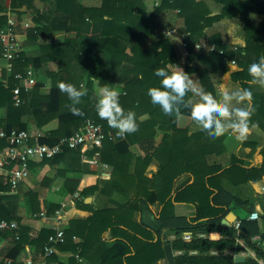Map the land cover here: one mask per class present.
<instances>
[{
	"label": "trees",
	"instance_id": "16d2710c",
	"mask_svg": "<svg viewBox=\"0 0 264 264\" xmlns=\"http://www.w3.org/2000/svg\"><path fill=\"white\" fill-rule=\"evenodd\" d=\"M33 1L12 0L10 6L19 8ZM44 1H49L51 8L33 17L29 38L37 40L40 35L52 32L57 15L62 13L66 14V32L69 35L62 42L52 38L50 42L41 43L34 57L28 58L20 51L17 60L23 59V65L31 63L34 68L56 62L57 71H47L40 77L35 68L37 83L30 91H22L23 102L19 106L14 105L15 97L11 89L0 84V112L6 109V117H0V128L8 132L14 128L27 129L28 125L22 121L27 116L39 129L58 120V128L44 132L45 136L40 140L53 145L82 130L91 120L103 127L106 139L101 148H91L89 153L98 150L100 162L113 168L105 187H100L98 181L82 187L81 199L76 201L75 209L67 212L69 223L65 230V242L58 245V250L72 255L62 258L54 254L45 258L46 262L158 264L163 260L167 264H259L258 260H263L264 263V193L253 190L255 184L264 181V147L260 150L261 160L256 165L247 166L237 156H232L226 164L210 163L212 151L223 146H217L216 140H207L199 129L192 132L189 128L178 127V116H190V108L181 103L178 106L179 115H167L159 105L150 103L146 94L148 87L159 85L160 78L154 75L155 68L169 65L171 71L182 66L181 49L173 37L165 33L174 28V22L164 25V16L178 10L176 17L183 20L178 34L189 52L184 71L196 76L200 90L219 99L217 82L223 80L229 71V61L234 60L239 70L230 72L227 82L234 88L251 90L255 109L251 119L264 134V86L247 82L251 79L248 65L264 55V0H216L222 7L220 13L214 16L196 0H159L156 7L152 0L150 12L146 0H102L99 7H85L77 4L76 0ZM7 9L6 0H0V13ZM226 18H235L241 24L239 37L243 40L242 46L230 47L225 42L223 29L214 27L215 22ZM5 24L6 17L0 15V27ZM202 38L214 46L213 51L198 53L194 50L195 44ZM60 81L76 86L83 83L87 89V94L76 105L80 109L79 114L69 110L71 102L57 87ZM96 81L101 85L107 83L120 92L121 106L136 113L138 126L135 132L118 135L116 129L96 114ZM10 83L11 88L18 81L12 77ZM46 86L50 92L42 94L41 89ZM185 100H190L193 106L199 103L190 91L186 93ZM222 140L223 137L217 138L219 144ZM134 145L139 146L143 156L131 151ZM6 147L7 142L0 139V150ZM81 156L80 148L65 147L53 158L32 159L29 168L64 163L69 172H80L82 176L92 174L88 166L81 162ZM152 162H156L157 170L147 176ZM184 174L189 175L188 180H181ZM202 176L206 180L202 200L209 204L207 215L175 216L174 204L185 202V195L192 191L190 180ZM52 181L53 177L48 174L41 185H49ZM79 182V179L67 182V190L75 192ZM112 191L118 192L120 199L115 200ZM21 192L15 193L0 175V220L14 219V204L21 196L25 199L28 215L42 212L37 190L24 188ZM129 193H132L130 197ZM92 194L109 198V203L101 202L96 209L92 203L85 202V198ZM256 202L263 212L258 220L240 219L239 231L234 226H221L231 206H243L250 214ZM154 206L158 210L153 213ZM60 207L59 204L49 203L43 212L52 216ZM82 210L87 212L84 219L71 216L75 215L73 211ZM145 210L157 216L156 227L134 218L133 215H140ZM163 230L175 233L177 240L163 244ZM187 230H202L208 234L215 230L220 231L222 237L186 243L181 235ZM108 232L111 237L106 239ZM51 233V229H42L32 236L29 228L20 225L18 240L14 239L12 232L4 234L9 245L2 254L13 258L10 264H23L18 255L30 247L35 249V261L38 263L43 260L40 256L48 245ZM237 233L255 252V258L236 263L231 255L173 256V251L178 249L200 252L230 249L240 253L243 249L236 246ZM74 237H81L83 241L77 243ZM255 237L260 238V246L252 243ZM0 264L6 263L0 261Z\"/></svg>",
	"mask_w": 264,
	"mask_h": 264
},
{
	"label": "crops",
	"instance_id": "0c3cea01",
	"mask_svg": "<svg viewBox=\"0 0 264 264\" xmlns=\"http://www.w3.org/2000/svg\"><path fill=\"white\" fill-rule=\"evenodd\" d=\"M197 2L203 3L206 8L211 12V16L217 15L220 13L221 5L218 4L216 0H196ZM77 4H80L85 7H99L102 3V0H76ZM146 5L149 10V12L152 10V0H146ZM12 0H6V5L8 9L4 12H1L0 15H4L6 17V23L9 19H13L16 22V33L18 36V42L19 46L22 50V53L30 58L34 57L36 55V52L38 51V47L41 43L50 42L53 38L57 42H62L66 36L69 35V33L66 32L67 22L66 20V14H59L57 15V20L55 22V27L53 28L52 32H46L45 35H40L37 40H33L29 38L28 31L31 27H33V17L37 16V13L48 11V9L51 8V4L49 1L44 0H34L32 4H24L23 6L17 8V7H11ZM10 6V7H9ZM178 10L170 11L168 12L165 17H168V22H174V28H179L182 26V19H179L176 17V13ZM171 18V19H170ZM231 22V23H230ZM230 23V25L238 26L239 22L236 21L235 18H226L222 19L218 22L214 23V27H221L223 29V32H225V27L222 26L223 24L226 26V24ZM221 24V25H218ZM236 24V25H235ZM6 25V24H5ZM49 26V25H48ZM50 27V26H49ZM177 28V29H178ZM238 34V33H237ZM74 35V34H73ZM181 37V36H180ZM225 38V37H224ZM175 44L178 48H180V42L173 39ZM236 40V39H235ZM240 40H242L240 38ZM225 42L233 48V46L230 45L225 39ZM243 42V40L241 41ZM241 45V44H240ZM236 46H239V43L236 44ZM234 46V47H236ZM181 49V48H180ZM179 49V50H180ZM24 61L23 59H19L10 63H7L4 60H0V70L2 72V76L5 78L10 77L12 78L13 74L16 73H22L24 69L28 66L32 67L34 66L30 63L28 65H23ZM10 66L11 71H8V67ZM37 73L39 76L45 75L47 71H57V63L56 62H48V64L43 65L41 68H36ZM4 79V78H3ZM99 84V85H98ZM97 85L100 86L101 84L96 81L95 82V90L97 89ZM50 92V88L48 86L43 87L41 89L42 94H48ZM0 117L5 118L6 117V109H1ZM23 122H25L28 127L27 129H19V130H29V131H42V132H49L56 130L59 126L58 120H53L47 125H45L43 128L39 129L36 127L34 122L30 117H25L22 119ZM177 125L180 128H189L190 131H195L197 128L193 125V123L190 120V116L185 115H179L177 119ZM18 129V128H14ZM222 144H219L216 140L217 146H223L221 149L217 148L212 151L213 155L210 158V163L217 162V163H223L226 164L229 162L232 156H237L241 160L245 162L247 166L249 165H256L261 160L260 150L264 147V134L263 132L258 128L257 130H254L247 139L244 141H237L233 136L231 135H225L222 136ZM244 143V144H242ZM246 143V144H245ZM225 148V149H224ZM90 149H87L86 156L88 159H92L94 157V153H89ZM131 151L135 153L137 156H143L142 150L139 148V146L134 145L131 147ZM253 151V153H252ZM81 162L88 166L89 170L92 172V174L83 175L80 172H69L67 171V166L62 163L60 165H45L42 168L38 167L36 169H30L29 176L22 182L20 185L13 189L15 193H22L24 188H30L37 190L39 193V204L40 209L43 211L45 209V205L49 203L53 204H59L61 207L60 209L63 210L64 216L69 223V217L67 215V212L72 211L75 209L76 201L81 199L80 196V190L82 187L94 185L98 181V185L100 187H105L107 184V181L111 178V173L113 168L107 164H103L100 162L99 158L96 159L95 163H89L83 159L81 156ZM102 165H107V171L104 170ZM157 170V164L156 162H152L147 170L146 175H150L152 172H155ZM50 174L53 177V181L49 185H41V181L44 179L46 175ZM185 176H182V179L188 180L189 175L184 174ZM57 176V177H56ZM55 177V178H54ZM79 179V185L75 192L70 193L67 190V182L75 180L77 181ZM190 185H192L190 188H192V191H188V195H185V202L175 203L174 204V215L175 216H184V217H194L195 215H207L208 211V203L205 201V199L202 200V197H205L204 193L206 192V180L205 177H196L190 180ZM253 190L257 192L264 193V181H260L257 184L253 186ZM205 190V191H204ZM18 191V192H17ZM191 193V194H190ZM111 195H113L115 200L120 199L119 193L116 191H112ZM128 197L132 195V193L127 194ZM192 196V197H191ZM201 200L203 201V209L200 207ZM85 202L90 204L92 203L96 209H98L101 202L109 203V198H106L104 196H101L99 194L96 195H89L85 198ZM197 203V205H196ZM239 208H242L245 210L243 206L235 205ZM198 207V208H197ZM232 207V206H231ZM230 207V211L227 214V216L221 221L222 227H229L234 226L235 222L239 221L237 219L235 222L227 223L226 219L231 217L232 210ZM255 208L260 210L261 214L262 209L260 205L256 202ZM158 208L157 206H154L152 212H157ZM75 212V215H71L74 218L77 219H84L87 215V212L85 211H73ZM72 212V214H73ZM149 210H145L144 213L140 215H133L135 219L137 220H143L147 224L151 225L152 227H156L158 225L157 222V216L153 215V213ZM207 212V213H206ZM260 214V215H261ZM234 215V214H233ZM13 216L15 221H17L21 226L27 227L30 229V234L32 236H36L39 231L42 229H51L50 228V217H41L40 215H28L26 210V204L25 199L21 196L18 198V200L14 204L13 208ZM219 230V229H218ZM215 231V230H214ZM212 231V233H207L202 230L198 231H191L187 230L182 232V240L186 243H191L194 240L197 239H220L222 237V233L220 231ZM189 234L191 236V240H184L183 235ZM162 242L165 244L166 242H173L174 240H177L178 236L175 233L170 232L169 230H163L162 231ZM111 237V234L108 232L105 235L106 239H109ZM75 242L81 243L83 239L81 237H74ZM236 246L241 247L243 250L240 253H237L235 250L225 249L224 251H219L217 249H211L206 252H200L199 250H175L173 251V256H202V255H209V256H218V255H231L234 257L236 256H244L245 260L247 258H255L256 254L255 252L248 246L247 242L240 238L238 236V233L235 237ZM252 243L256 244L257 246H260L262 243H260V238L255 237L252 239ZM9 245L8 239L3 243V245L0 248V257L2 259L8 258L13 260L12 257L4 256L2 253L4 252L5 247ZM59 257L62 258H68L72 254L70 252H60L58 250V253L56 254ZM36 252L34 248H27L25 251H23L21 254L18 255V260L24 264V261L26 258H33L35 259ZM236 262V260H235ZM245 262V261H244ZM259 264H264L263 260H258ZM237 263V262H236ZM243 263V262H241ZM84 264H88L87 261H84ZM158 264H167L166 261L160 260Z\"/></svg>",
	"mask_w": 264,
	"mask_h": 264
},
{
	"label": "clouds",
	"instance_id": "9594fccd",
	"mask_svg": "<svg viewBox=\"0 0 264 264\" xmlns=\"http://www.w3.org/2000/svg\"><path fill=\"white\" fill-rule=\"evenodd\" d=\"M169 65L154 69V75L159 77V85L148 87L146 94L150 103L159 105L164 114L179 115L178 106L183 103L190 108V120L201 131V134L209 141L231 135L237 141H244L258 129V124L251 119L255 111L252 103V92L249 88H232L227 83L230 72L238 71L234 60L229 61V71L225 74L219 85V99L205 93L203 90L195 91L199 103L191 105V101L185 100L186 93L194 91L193 80L189 74L180 67L169 71ZM247 71L251 79L249 84L264 86V55L248 65ZM142 78V74L141 77ZM99 85V84H98ZM96 89V114L107 124L117 130L118 135L135 132L137 129V116L133 110H125L120 102V92L111 85L105 83ZM60 91L66 94L69 110L73 114H79L76 107L81 97L87 94L83 83L79 86L71 82L60 81L57 84Z\"/></svg>",
	"mask_w": 264,
	"mask_h": 264
},
{
	"label": "built area",
	"instance_id": "2783aa9c",
	"mask_svg": "<svg viewBox=\"0 0 264 264\" xmlns=\"http://www.w3.org/2000/svg\"><path fill=\"white\" fill-rule=\"evenodd\" d=\"M154 6L159 5V0H153ZM16 22L13 19H9L3 27H0V60H4L7 63L16 61L19 58L21 50L18 42V36L16 33ZM167 36L173 37L178 35L175 28L165 32ZM180 48L182 55L187 58L189 52L186 44L181 40ZM197 49L213 51L214 46H210L205 42L196 43L194 50ZM222 53V51H221ZM8 71H11L10 66ZM12 77L18 81V84L10 88V77L5 78L2 76L0 70V84L5 88H9L15 97V106H19L23 99L21 97L22 91H30L37 83L35 71L32 67L28 66L22 73L13 74ZM4 78V79H3ZM45 136L42 131H29L12 129L9 132L0 128V139L7 142V147L0 150V175L4 178V182L10 185L11 188L16 189L20 183H22L30 173L29 164L32 159H50L63 152L65 147L75 149L80 148L82 157L89 163H95L99 157V151L96 150L94 157L88 159L86 156L87 149L96 147L101 148L106 134L103 127L100 124L89 120L86 122L82 130L73 133L68 138L59 140L57 143L50 145L41 143L40 140ZM124 136V135H121ZM113 137V134L111 135ZM104 170L107 171L108 166L102 165ZM260 210L254 209L249 215L248 220L256 221L260 217ZM41 217H48L43 211L39 214ZM50 228L52 230L51 235L48 237V245L44 247L43 254L40 258L43 260L36 263L33 258H26L24 264H48L45 258L50 257L58 253V245L65 242V230L68 226V222L64 216L62 209H58L50 217ZM234 227L239 231L240 221L235 222ZM20 224L15 220H0V248L6 241L4 234L6 232H12L14 239H19ZM184 240H191L189 234L183 235ZM78 257V256H77ZM0 261H4L6 264L12 262L11 259L0 257Z\"/></svg>",
	"mask_w": 264,
	"mask_h": 264
},
{
	"label": "rangeland",
	"instance_id": "374dc122",
	"mask_svg": "<svg viewBox=\"0 0 264 264\" xmlns=\"http://www.w3.org/2000/svg\"><path fill=\"white\" fill-rule=\"evenodd\" d=\"M168 17H165V19H164V25L165 26H167L168 25ZM231 23V22H230ZM230 23H228V24H226V26L223 24L222 26H224L225 27V32H223V35H224V37H225V39H226V41L228 42V43H230V45L231 46H233V48H235L234 46H236V44L237 43H239V45L240 46H242L243 45V42H241L242 40H240V37H239V31H240V29H241V24H239L238 26L236 25V26H232V25H230ZM218 25H221V24H218ZM178 28V27H177ZM177 28H175L176 29V31H177V33H178V29ZM168 31V30H167ZM238 33V34H237ZM181 37L179 36V34L178 35H174L173 36V39H175L176 41H179V39H180ZM236 39V40H235ZM205 42V43H207V44H209L208 43V41H207V39H205V38H202L200 41H198L197 43H199V42ZM210 46H213V45H211V44H209ZM203 51H207V50H200V49H197L196 50V52H198V53H200V52H203ZM182 54V53H181ZM181 57H182V66L180 67L183 71H184V69H185V66H184V63L187 61V59L184 57V56H182L181 55ZM189 65H192V62H189L188 63ZM178 69V68H177ZM174 70H175V68H174ZM190 76V78L193 80V89H194V91H190L193 95H194V97L196 98V100L198 101V97L195 95V91H200V86H199V84H198V81H197V78H196V76H194V75H189ZM221 81H223V80H219L218 82H217V86H218V89H219V85H220V83H221ZM228 83V82H227ZM232 88H234V86H232L230 83H228Z\"/></svg>",
	"mask_w": 264,
	"mask_h": 264
},
{
	"label": "water",
	"instance_id": "95a60500",
	"mask_svg": "<svg viewBox=\"0 0 264 264\" xmlns=\"http://www.w3.org/2000/svg\"><path fill=\"white\" fill-rule=\"evenodd\" d=\"M231 210H232V213L234 214H232L231 215V217L229 218H227L226 220V222L227 223H233V222H235L237 219H245V218H247L248 217V212H246L245 210H243L242 208H239V207H237V206H235V205H233L232 207H231ZM235 260H236V262L237 263H241V262H244L245 261V257L244 256H236L235 257Z\"/></svg>",
	"mask_w": 264,
	"mask_h": 264
}]
</instances>
